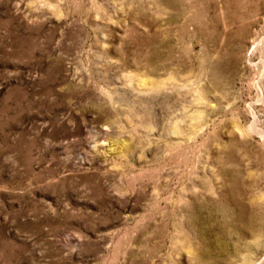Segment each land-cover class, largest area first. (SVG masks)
I'll return each instance as SVG.
<instances>
[{"label":"rangeland","instance_id":"obj_1","mask_svg":"<svg viewBox=\"0 0 264 264\" xmlns=\"http://www.w3.org/2000/svg\"><path fill=\"white\" fill-rule=\"evenodd\" d=\"M0 264H264V0H0Z\"/></svg>","mask_w":264,"mask_h":264}]
</instances>
